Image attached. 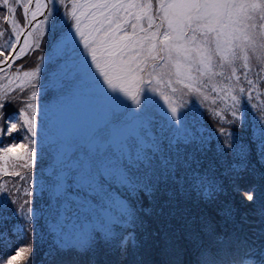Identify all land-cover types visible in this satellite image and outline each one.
I'll return each instance as SVG.
<instances>
[{
    "label": "snow or ice",
    "instance_id": "snow-or-ice-1",
    "mask_svg": "<svg viewBox=\"0 0 264 264\" xmlns=\"http://www.w3.org/2000/svg\"><path fill=\"white\" fill-rule=\"evenodd\" d=\"M33 2L0 0V37H6L5 45H0V74L9 84L13 78L19 80L18 94L0 95V171L19 177L11 187L0 184V213L9 204L14 206L12 215L20 222L13 228L14 235L34 238L37 226L46 231L51 238L44 252L46 264H79L86 254L91 257L89 264H96L98 245L105 249L106 261L115 256L122 264L131 256L132 264H142L141 249L149 235L162 233L165 253L174 251L176 234L166 229L167 222L178 216L186 238L195 245L196 264H264V244L257 243L264 229L255 227L264 221V207L254 213L260 218L257 221L241 213L237 222L238 210L220 202L225 184L217 176L219 166L220 175L231 180L233 192L255 203V185L245 188L239 183L248 172L250 147L246 149L232 129L245 127L246 110L256 115L252 143L264 163V109L252 103L253 92L261 96L258 86L264 84V0H157L155 13L151 3L142 0H35L34 9ZM19 9L22 15L17 18ZM38 15L43 19L38 21ZM36 26L42 36L52 38L51 55L41 56L32 71L21 72L23 65H17L9 72L31 47L27 37L33 32L28 31L16 51L21 36ZM48 42L46 38L45 46ZM36 48L44 50L39 43ZM45 59L53 87L64 91L83 80L98 85L99 94L114 106L112 127L136 126L150 145L135 164L125 161L109 176L91 174L86 189L77 187V173L65 175L67 170L55 160L46 214L34 206L35 189L28 183L33 175L29 170L40 157L38 104L40 93L47 90L42 77ZM209 88L216 93L213 104L217 98L231 100L220 110L205 109L219 118L215 136L206 134L195 114L189 116L194 104L203 107ZM178 92L179 101L174 99ZM190 95L197 99H183ZM13 105L18 111L9 113ZM214 140L220 150L210 160ZM18 149H24V154ZM225 160L231 161L227 167H223ZM140 192L148 197L149 207L141 206ZM73 196H83L98 207L74 214L63 208L65 203L75 204ZM181 200L216 205L221 231L207 214L190 216L179 207ZM141 213L164 218L160 232L149 234ZM245 225H253L251 241L241 236ZM201 234L208 238L207 244ZM0 239L7 243L4 234ZM32 253L29 240L14 255H0V264H19L18 258L31 264Z\"/></svg>",
    "mask_w": 264,
    "mask_h": 264
},
{
    "label": "rangeland",
    "instance_id": "rangeland-1",
    "mask_svg": "<svg viewBox=\"0 0 264 264\" xmlns=\"http://www.w3.org/2000/svg\"><path fill=\"white\" fill-rule=\"evenodd\" d=\"M142 2H150L152 5V12L155 13L156 3L157 0H142ZM32 8H35V2L32 4ZM63 11V10H61ZM17 18H20L22 15V9H19L17 13L14 14ZM39 16V15H38ZM43 19V18H42ZM40 19V20H42ZM39 21V19H37ZM159 22V21H157ZM2 23V22H0ZM59 23V19H58ZM144 26L147 27V22L144 21ZM36 22H34V25ZM31 31L33 35L28 38H32V43L30 50L27 52L26 55L19 58L13 68L9 70L12 72L15 70L17 65H23L21 72L23 71H32L34 70L35 66L40 63V57L50 56L51 55V37H48L47 34L43 36L40 33V27H32ZM139 31V29L137 30ZM48 39V44L45 46L44 40ZM6 37H0V45H5ZM31 42V39H30ZM36 43H39L41 48L44 50L41 51L40 48H36ZM49 61L47 59L44 60V64L42 66V77L44 79V83L47 85V90L42 91L39 96V106L47 105L51 101L55 100L61 95L66 94L72 88L66 89L64 91L59 90L57 87H53L51 82V73L48 69ZM255 79V77H252ZM15 84L11 83V85L5 84L8 79L4 78L2 74H0V95L5 94L8 92L11 95H16L19 92V89L16 88V84L19 83V80L15 79ZM13 85V86H12ZM178 88H182V85H176ZM258 90L262 93L261 96L257 97L256 92H253V100L252 103L257 104V109H264V84L258 86ZM183 91L187 92V89H183ZM205 94L208 96L207 101H203V107L198 105H193L191 109V113L189 114L190 119L192 118V114H195L197 118V123L206 130V134L215 136V128L217 126V121L219 120L218 117L213 118L210 111H206L205 109L211 110L216 109L220 110L225 107V103L230 104L231 100H222L217 98L216 104L212 103V99L216 96V93H213L211 89H207ZM223 95V93H221ZM177 101L181 99L180 93L178 92L174 97ZM183 99L194 101L196 100L195 95L184 96ZM9 113H16L18 108L13 105L8 108ZM259 114V112H257ZM247 119L244 121L245 127L243 129L240 128H233V132L236 138L239 140L241 144L245 146L246 149L250 147V151L247 158V165H248V172L244 174V179L239 181L241 187H248L249 185H255L257 189V197L255 203L243 201L238 195L229 193L232 190V182L227 177H222L220 173L222 172L221 167H217V176L221 178L223 183L225 184V192L222 195V200L220 202L231 203L237 211L236 220L237 222L240 221V214L241 213H248V220L250 221H257L260 219L258 216L254 215L258 208L264 207V163H261L256 154V145L252 143V137L256 132L257 121L256 115L253 114L252 111L246 110ZM226 118L230 119V115H226ZM13 136L18 137V133H13ZM7 141H11L12 137H7ZM39 143L40 146V157L39 160L34 165L33 169L29 170L33 173V175H29L28 183L34 187V206L38 210H42L45 214L48 212V204L51 197L50 192V174L54 175L53 172V156H52V149L51 147L45 146L44 144ZM220 150V144L217 141H213V148L212 151L209 153L208 159H215L217 157V153ZM24 149H18L17 152L19 154H24ZM87 155V150L81 146L77 149V151L73 154L72 158L59 166L62 169H66L65 175L71 176L73 172L77 173L76 179L80 181L77 187L82 189H86L88 185L92 182L90 180L91 174H99L103 173L105 176H109L111 173L115 172L119 165H121L126 160L120 159L116 157L114 154H108L107 157H110V161H107L105 155H98L91 158V170H86L83 166L84 157ZM136 161L128 162L135 164L139 159ZM230 160L223 161V167H227ZM3 167V162L0 161V168ZM16 170L21 171V174H24V169L17 168ZM253 179V180H252ZM19 180V177H13L11 175H4L2 172L0 174V184L7 183L9 187L12 184L16 183ZM252 180V181H251ZM231 194V195H230ZM139 198L142 201V207L147 208L149 207V200L148 197L143 193H139ZM166 197H160V200L163 201ZM72 200L75 201V204L65 203L63 208L67 209L74 214L78 212H85L89 210H95L98 206L93 205L90 200H85L83 196H73ZM130 202L133 206H136V201L131 199ZM179 207L182 209H187L188 214L190 216H199L201 214H207L211 217H215L216 211L214 210L216 205H205L203 203H197L195 200H188V201H179ZM88 207L85 208L84 205ZM13 205H8V210L4 213H0V234H4L7 237V243H5L2 239H0V255L6 256L8 254H13L17 247L24 246L28 243L29 240H32L33 243V253L31 256V264H43L42 258L44 257V252L47 250L48 246L51 243V238L46 233V231L42 230L40 226L36 228V234L33 237H25L24 239H18L14 233L13 228L14 226L18 225L20 222L12 215ZM159 207V204H157ZM201 208H207L212 210L214 214H209L206 211H201ZM167 212V209H165ZM143 216V213H141ZM143 218L147 221H154L149 219V216H143ZM157 220L160 221L153 222L149 225V228L153 231L160 232L161 225L165 223L164 218L156 217ZM215 220H218L217 218ZM43 224V221L40 222ZM167 223L170 224V227L166 230L169 233H175L173 239L175 241L174 251L171 253H165L164 251V242L161 239V235L149 237L148 244L141 249V255L143 257L142 264H196V248L192 241L186 238L185 231L182 227V220L177 216L171 218L170 221ZM217 232L221 231L219 224H217ZM258 229H264V221L255 225ZM253 225H245L241 236H247L251 241V238L254 236L252 231ZM230 230V226H229ZM142 235V234H140ZM201 239L204 241L205 244L208 243V238L201 234ZM257 243L264 244V236L258 237ZM98 253H97V261L96 264H117V260L115 256H108L107 261L104 259L105 256V249L102 245H98ZM239 251V249H237ZM82 258L90 261V255L86 254L82 256ZM19 264H25V262L18 258ZM84 263V261H83ZM15 264V262H14ZM122 264H132V258L129 256L128 260L122 262Z\"/></svg>",
    "mask_w": 264,
    "mask_h": 264
},
{
    "label": "trees",
    "instance_id": "trees-1",
    "mask_svg": "<svg viewBox=\"0 0 264 264\" xmlns=\"http://www.w3.org/2000/svg\"><path fill=\"white\" fill-rule=\"evenodd\" d=\"M15 81L13 78L12 84H15ZM8 83L9 81L5 84ZM113 107L111 102L99 94L98 85L86 80L79 82L69 92L49 104L38 105L40 123L38 141L51 147L53 164L55 165V160L58 165L68 162L81 146L87 150L83 162L86 170H91V158L98 155H105L107 161H110L107 155L114 154L128 162L143 157V151L150 145L140 137L136 126L112 127ZM229 193L234 194L233 191ZM214 210L216 211V207ZM201 211L214 214L207 208H201ZM213 218L214 220L217 218L215 221L219 224L221 217L216 215ZM149 219L154 221L147 220L148 225L160 221L156 216ZM147 231L149 234L152 233L149 227ZM42 262L46 264L44 257ZM79 264H89V261L80 257Z\"/></svg>",
    "mask_w": 264,
    "mask_h": 264
},
{
    "label": "water",
    "instance_id": "water-1",
    "mask_svg": "<svg viewBox=\"0 0 264 264\" xmlns=\"http://www.w3.org/2000/svg\"><path fill=\"white\" fill-rule=\"evenodd\" d=\"M34 2H35V0H34ZM34 2H33V3H34ZM44 11H46V10H44ZM42 18H43V17L40 16V15L37 16V19H39V20L42 19ZM33 23H34V22H33ZM31 29H32V27H29L28 29L25 30V32H24L23 35L21 36L20 44L17 45V49H16V51L19 50L20 45L23 44L24 37L27 36V32H28V31H31ZM30 37H31V36H30ZM27 38H28V37H27ZM30 39H31V42H30ZM28 41H29V44L31 45V43H32V38H28ZM29 50H30V48H26L25 52H24V53H21L19 58H21L22 56L26 55L27 52H28ZM14 56H15V53H13V57H14ZM13 57H10V60H11ZM17 60H18V59H16L15 62H16Z\"/></svg>",
    "mask_w": 264,
    "mask_h": 264
}]
</instances>
